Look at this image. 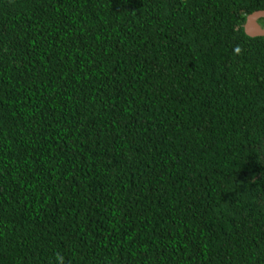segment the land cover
Returning a JSON list of instances; mask_svg holds the SVG:
<instances>
[{"label": "trees", "instance_id": "trees-1", "mask_svg": "<svg viewBox=\"0 0 264 264\" xmlns=\"http://www.w3.org/2000/svg\"><path fill=\"white\" fill-rule=\"evenodd\" d=\"M256 11L0 0V264H264Z\"/></svg>", "mask_w": 264, "mask_h": 264}, {"label": "water", "instance_id": "water-1", "mask_svg": "<svg viewBox=\"0 0 264 264\" xmlns=\"http://www.w3.org/2000/svg\"><path fill=\"white\" fill-rule=\"evenodd\" d=\"M264 19V11H256L249 15L244 25L245 34L251 38L264 37V28L259 21Z\"/></svg>", "mask_w": 264, "mask_h": 264}, {"label": "clouds", "instance_id": "clouds-1", "mask_svg": "<svg viewBox=\"0 0 264 264\" xmlns=\"http://www.w3.org/2000/svg\"><path fill=\"white\" fill-rule=\"evenodd\" d=\"M234 51L236 52V53H239L240 52V48H235L234 49ZM55 264H64V258H63V256L61 255V254H56V256H55Z\"/></svg>", "mask_w": 264, "mask_h": 264}]
</instances>
